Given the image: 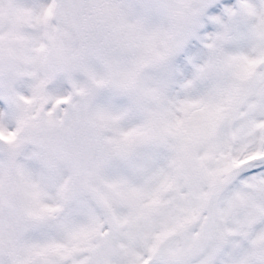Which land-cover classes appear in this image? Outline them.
<instances>
[{"label":"snow or ice","instance_id":"1","mask_svg":"<svg viewBox=\"0 0 264 264\" xmlns=\"http://www.w3.org/2000/svg\"><path fill=\"white\" fill-rule=\"evenodd\" d=\"M213 3L0 0V264H264V0Z\"/></svg>","mask_w":264,"mask_h":264},{"label":"rangeland","instance_id":"2","mask_svg":"<svg viewBox=\"0 0 264 264\" xmlns=\"http://www.w3.org/2000/svg\"><path fill=\"white\" fill-rule=\"evenodd\" d=\"M41 0H38L40 2ZM26 2L31 3L32 0H26ZM237 3V0H214L212 9L209 13V18L205 23L204 34H211L214 33L217 29V25L212 22L211 17H222L225 8L232 7L234 4ZM58 90V88H54V93Z\"/></svg>","mask_w":264,"mask_h":264},{"label":"bare ground","instance_id":"3","mask_svg":"<svg viewBox=\"0 0 264 264\" xmlns=\"http://www.w3.org/2000/svg\"><path fill=\"white\" fill-rule=\"evenodd\" d=\"M40 2H42V0Z\"/></svg>","mask_w":264,"mask_h":264}]
</instances>
